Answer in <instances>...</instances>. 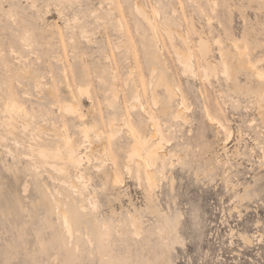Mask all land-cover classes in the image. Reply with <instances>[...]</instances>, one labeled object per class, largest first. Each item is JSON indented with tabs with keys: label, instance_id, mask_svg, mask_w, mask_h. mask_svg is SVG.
Returning <instances> with one entry per match:
<instances>
[{
	"label": "rangeland",
	"instance_id": "1",
	"mask_svg": "<svg viewBox=\"0 0 264 264\" xmlns=\"http://www.w3.org/2000/svg\"><path fill=\"white\" fill-rule=\"evenodd\" d=\"M251 65L264 0H0V264H264Z\"/></svg>",
	"mask_w": 264,
	"mask_h": 264
},
{
	"label": "bare ground",
	"instance_id": "2",
	"mask_svg": "<svg viewBox=\"0 0 264 264\" xmlns=\"http://www.w3.org/2000/svg\"><path fill=\"white\" fill-rule=\"evenodd\" d=\"M249 68L252 69L253 71H255V73L259 77V79H262L264 81V74H263V72H261L263 70H261V71L254 70L255 69L254 65L249 66ZM225 72H227L226 66H225ZM136 99H137V97H136ZM11 108H12L11 110H14V109H15V111L17 110V108L14 106ZM19 110L20 109H18L17 111H19ZM151 125H152L153 130H155V134H157L158 130L156 129V127H155L156 124L153 120H151ZM127 129H128L129 134L132 135V139L134 141L133 145L131 147V150H130L129 158L134 163L136 178H140V179L143 178V180H146L149 185H151V184L154 185V180H153L154 178H153L149 168L151 167V161H154L158 158H164L166 156L163 153V148L159 145H155L153 148H151V145L149 144V142L146 140V138L144 136L136 134L135 131L129 125L127 126ZM141 150H144V154L141 153ZM46 154L52 158H59L60 157L59 153L47 152ZM71 154H73V153L71 152ZM73 155L70 156V162L72 164H77V159ZM54 166L55 165H53L52 167H54Z\"/></svg>",
	"mask_w": 264,
	"mask_h": 264
}]
</instances>
